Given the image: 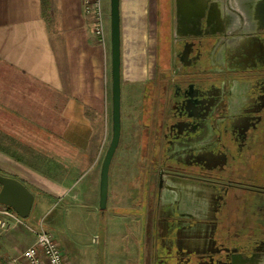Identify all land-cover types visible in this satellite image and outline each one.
Wrapping results in <instances>:
<instances>
[{"label":"flooded vegetation","instance_id":"1","mask_svg":"<svg viewBox=\"0 0 264 264\" xmlns=\"http://www.w3.org/2000/svg\"><path fill=\"white\" fill-rule=\"evenodd\" d=\"M164 2L126 117L121 99L140 264H264V0Z\"/></svg>","mask_w":264,"mask_h":264},{"label":"crops","instance_id":"2","mask_svg":"<svg viewBox=\"0 0 264 264\" xmlns=\"http://www.w3.org/2000/svg\"><path fill=\"white\" fill-rule=\"evenodd\" d=\"M45 2L47 15L42 11ZM160 11L158 0L154 5L152 0H120L121 22L136 19L135 35L139 19L155 16L157 23ZM91 19L82 0H0V32L5 33L3 26H13L16 35L15 41L2 43L0 48V170L33 192L32 208L36 197L40 204L44 199L77 198L80 174L95 164L101 170L105 131L101 104L94 99L103 92L97 77H102L103 65L93 25L87 24ZM138 51L136 47L132 67L122 76L126 83L122 95L127 101L139 94L153 65V60L140 65ZM29 231L22 224L8 233L0 231V245L26 249L35 240ZM11 260L7 263L14 264Z\"/></svg>","mask_w":264,"mask_h":264},{"label":"rangeland","instance_id":"3","mask_svg":"<svg viewBox=\"0 0 264 264\" xmlns=\"http://www.w3.org/2000/svg\"><path fill=\"white\" fill-rule=\"evenodd\" d=\"M154 3L155 0H152V5H154ZM164 3V0H158V5L162 8L161 12H163ZM42 6V11L46 12L47 15L48 11L46 4L42 3ZM102 10L105 25L104 41L95 32L94 16L88 12L86 13L92 17L91 21L88 22L87 20V24L91 27L93 25V31L96 35L95 41L100 47L102 56L103 68L100 70V73L102 71V77L100 78L99 71L97 72L99 74L97 77L99 80V90L102 89L101 92H103L98 98L96 97L97 99H93L96 103L99 102L101 104V110L103 111L105 141L102 154L105 155L112 137L110 0H102ZM160 15L161 14H159L157 20L160 19ZM152 16H154L153 13ZM154 17L152 20L147 17L146 20H142V18L141 20L139 19L137 35L134 34L136 28L133 26L135 25L134 21L136 19L130 22L124 19L122 20L121 73L123 77L126 76V72L129 71V67L134 61V49L136 47L141 49V51H138L140 54L137 55V58H140L138 60L140 65H144L145 60V65L152 62L155 51L154 42L157 40V23H155ZM46 21L48 20L46 19ZM47 26L48 29H50L51 25H48V22ZM2 30H4L5 33L0 32V48L2 43L16 40L15 28L13 26H3ZM163 36L164 28L160 23L158 37L161 42H163ZM52 39L58 41L57 37L54 35H52ZM161 48L162 47H160L159 50ZM1 54L2 52L0 50V65ZM144 69L146 71L147 67ZM152 70V67L149 68V71ZM125 87L126 83H122L121 79V95ZM93 99H90L89 102L93 101ZM121 99L122 113L123 115L125 113L126 117L128 111L125 109L127 100L123 95ZM126 120H128V118L123 119L124 124L127 122ZM125 127L127 130L124 131V136L128 137V135H130V130L128 125H125L124 128ZM122 143L123 145H119L116 150L115 157L112 161L113 163L111 162L112 165L110 167L108 181V201L104 211H102L99 206L101 170L99 164H95L80 174L76 186V190H80V194L77 198L69 197L62 201L44 199L42 204H40L39 197H36L30 216L24 218L31 226H40L42 223L46 229L55 235L69 264H140V255L143 253L142 248L145 243L139 238V227L136 225L138 217L136 218V211L133 210L135 207L133 205L134 194L132 193L133 195H130L132 187L131 177L135 171L132 161L137 150L134 148L132 149L128 141L125 142L122 140ZM122 154L124 155L122 156ZM121 156L123 158L119 160L118 157ZM120 163L124 164V168H122V164L120 166ZM118 165L121 168H118ZM116 168L120 170V175ZM121 172H125L126 175H121ZM0 173H2L1 170ZM27 230L29 231L28 228ZM10 231L11 229L8 232ZM23 237L27 238L28 235L23 234ZM20 250L22 251L24 248L20 246L17 247L16 244L8 247L0 245V264H8V260L10 261V259H12L9 257L19 256ZM18 264L24 263L22 261L18 262Z\"/></svg>","mask_w":264,"mask_h":264},{"label":"water","instance_id":"4","mask_svg":"<svg viewBox=\"0 0 264 264\" xmlns=\"http://www.w3.org/2000/svg\"><path fill=\"white\" fill-rule=\"evenodd\" d=\"M111 78H112V137L105 152L100 176V209L108 201V181L112 159L121 137V12L120 0H110ZM0 204L8 206L21 217L30 216L34 203L33 192L19 179L0 173ZM254 253L248 257L253 258Z\"/></svg>","mask_w":264,"mask_h":264},{"label":"built area","instance_id":"5","mask_svg":"<svg viewBox=\"0 0 264 264\" xmlns=\"http://www.w3.org/2000/svg\"><path fill=\"white\" fill-rule=\"evenodd\" d=\"M83 4L85 11L94 16L95 32L104 41L105 25L102 0H83ZM19 224L26 226L35 236V240L19 256L12 258V263L15 264L18 260H23L26 264H69L59 241L42 223L40 226H31L12 208L1 204L0 231L7 232Z\"/></svg>","mask_w":264,"mask_h":264},{"label":"trees","instance_id":"6","mask_svg":"<svg viewBox=\"0 0 264 264\" xmlns=\"http://www.w3.org/2000/svg\"><path fill=\"white\" fill-rule=\"evenodd\" d=\"M47 2H45V4H46Z\"/></svg>","mask_w":264,"mask_h":264}]
</instances>
